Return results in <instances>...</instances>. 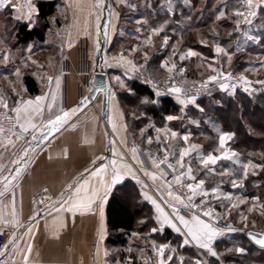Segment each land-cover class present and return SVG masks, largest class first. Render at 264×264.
I'll list each match as a JSON object with an SVG mask.
<instances>
[{
    "label": "crops",
    "instance_id": "obj_1",
    "mask_svg": "<svg viewBox=\"0 0 264 264\" xmlns=\"http://www.w3.org/2000/svg\"><path fill=\"white\" fill-rule=\"evenodd\" d=\"M34 1L31 6L35 8ZM96 2L97 0H59L55 15L59 19L57 15L61 13L65 18L64 22L57 20L59 25L51 27L49 36L53 38L52 41L48 39L44 43H38L44 47V51L48 53L56 51L58 54L54 59L52 70L50 67L44 68L43 77L34 74L40 84L38 94H28L23 83L24 73L19 77V92L16 87L14 88L13 83L2 82L0 84L12 93L11 102L7 101L12 108L20 106L25 100H35L37 96L46 97L41 104V112L38 113L29 108L27 115L31 117V123L36 127H28L26 132H32L34 136H37L46 128L49 120L78 103L86 95L91 85L90 78L93 76L97 52L99 27V19L97 18L100 8H96ZM114 2L115 0H112L113 7L115 6ZM12 5L21 21L30 22L31 19L27 18L29 6H23L20 0H12ZM35 15L36 9L31 18ZM160 29L159 34L165 30V28ZM163 38V41L167 39V37ZM49 64L46 63V65ZM106 67L109 81V75L113 70H116L117 73L121 71L125 76H128L136 68V63L130 55L124 54L111 58L109 63L106 62ZM49 77H52L51 83ZM57 78L60 81L58 88L56 86ZM14 91H16L15 94H13ZM53 95L56 97L55 100L52 99ZM0 99L2 98L0 97ZM177 102L180 104L178 100ZM101 103L100 95L92 105L81 113L70 116L54 136L35 149L26 159L24 168L8 184L7 190H5L4 184L0 183V192L4 193L3 196H0V229L4 226L16 228L13 233L16 240L6 250L3 256L4 264H24L25 255L28 257L27 264H107L108 259L114 264L106 245L108 236L107 205L114 187L129 178L137 181L141 200L152 206L158 232H163L169 228L179 236L180 248L176 244H161L168 246L165 248L163 257L166 264H181V258H183V264H196L197 261L200 264H223L219 261V254L216 249L217 241L230 233L239 231V229L234 227V230L217 236L213 240L212 248L217 253V256L213 257L207 250L196 245L194 241L190 240L189 244L183 245V240L187 237L176 232L167 224L161 228L163 217H160L155 205L145 198V193L155 199L170 216L172 215V207L169 206L168 202L175 205L179 213L184 215L186 219H190L191 216L184 212L183 205L178 204L170 197H166V206L163 205L150 190L149 185L156 187L162 179L158 178L153 181L143 171H140V164L137 160H133L131 148L136 147L138 149V160L144 161V168L148 171L155 172L159 176L162 170L153 166L150 168L147 165L148 162L140 154L139 146L128 144L126 119L120 100L110 91L108 112L110 139L107 136L105 123L101 116ZM49 104L52 105L51 108L48 107ZM14 115L16 118L15 112ZM25 117L26 114L22 113L19 125L27 123ZM109 140L111 148L109 155L104 159ZM32 141L33 139L17 153H12L14 141L7 140L0 134V148H5V151L0 155V180L4 176H8L12 167L16 165L15 161L25 155V151ZM114 151L115 156L113 155ZM121 156L124 158L123 163L131 165L132 171L129 173L126 169L120 170L122 179L112 186L107 200L102 205V214L99 199L93 205V211L84 214L77 212L73 216L70 212H58L56 210L60 207L56 201L61 199L60 194L65 192L69 184H73L77 180L83 183V180L87 179L90 188H99L100 178L92 177L91 171L97 166L108 164L112 159L121 163ZM94 160L95 164H93ZM104 179L106 184L110 183L111 175H105ZM44 187L50 188L56 199L51 205L35 210L30 204V197ZM203 188L208 191L205 183ZM63 198H67L66 192ZM13 212H15V216H13ZM201 219L208 223L204 218ZM4 221L16 222L5 223ZM174 222L181 228L182 232H186L178 221ZM29 227L32 228L31 233H28ZM249 230L251 229L246 230V234ZM29 244L32 246L31 252L27 251ZM161 245L156 246L155 249L158 250ZM184 247L188 251L192 249L194 254L190 255L188 251L184 250ZM156 250L154 253L157 252ZM168 256H172L173 260L167 261Z\"/></svg>",
    "mask_w": 264,
    "mask_h": 264
},
{
    "label": "trees",
    "instance_id": "obj_2",
    "mask_svg": "<svg viewBox=\"0 0 264 264\" xmlns=\"http://www.w3.org/2000/svg\"><path fill=\"white\" fill-rule=\"evenodd\" d=\"M34 1V0H33ZM32 1V3H33ZM112 1V0H111ZM133 1V0H132ZM144 2L147 7L142 14L154 24V27L162 23H166L171 17L169 26L165 28L157 36L154 43V49L149 58L140 57L138 64L142 61H147L149 69L156 76L164 77L168 74V68L171 65H183L187 70L181 75L182 78L191 81L200 79L199 70L195 65V60L190 59L180 60V53H174L172 46L177 39L181 38L180 49L185 48L197 49V34L210 39L206 36V28L212 30L227 31L228 39H238L240 37V26L236 24L239 16L234 13L240 8L239 0H224L223 16L228 18L219 23L220 30L213 27L214 18L209 13V5L212 0H189L195 8L200 1L205 2L201 12L207 14V21L197 20L196 22L188 23V25H176L179 13L174 12L170 15L168 4L174 3L176 9L184 10L182 0H136ZM36 15L34 16L41 23L33 24L30 27L29 22L15 21L13 35L16 39L17 46H26L29 43H44L49 39V32L52 29L50 18L53 17L58 9L59 0H35ZM220 6V7H222ZM219 7V9H220ZM125 10V8H123ZM140 11V9H138ZM218 10V8H217ZM198 17V16H197ZM239 22V21H238ZM160 23V24H159ZM59 25V21H56ZM174 26V28L172 27ZM246 27L243 30L247 29ZM251 27L254 35L264 33V11L260 20L252 24ZM223 29V30H222ZM175 30V31H174ZM204 31V33H202ZM163 37H167V44L163 42ZM215 39V38H212ZM217 41V40H216ZM226 42V41H225ZM165 44V46L163 45ZM224 43V42H223ZM148 46L146 49H150ZM254 45L246 48V51L252 50ZM112 50V49H111ZM110 50V51H111ZM236 48H230L229 51H235ZM246 53L236 51L232 62L229 65V70L239 72L246 66ZM182 61V62H180ZM129 89L126 92L120 93V99L124 106V115L126 119V134L129 145H138L146 150H154L158 154L164 155L165 149L174 154L170 157V162L176 164L178 158L177 152L170 150L183 147L182 143L173 141L172 145L158 144L155 140L154 132L145 126L153 121L157 127L166 126L168 116H176L180 113L179 103L168 96L156 95L148 86L141 83L135 77L129 78ZM23 83L28 94L36 95L40 92V84L37 77L32 72L25 71L23 74ZM12 93L5 87L0 85V97L6 102H11ZM145 101H148L147 103ZM198 105L209 113L208 119L215 122L218 131L214 128L205 126L201 131L197 130L192 133L191 138L193 143L198 144L200 153L204 156L208 154L218 155L221 151L219 146V138L227 133L231 134V139L226 141L227 146L233 153L234 157L240 161L248 160L249 162L259 165L262 169L259 173V182L255 186L246 180L244 186L248 190L244 196H258L264 199V88L254 94V96L246 95L238 90L234 95L224 96L220 92H214L198 98ZM193 114H187L191 119L198 113L197 110H191ZM195 115V116H193ZM194 117V118H193ZM172 128L176 130V126ZM200 133L198 136H196ZM152 139V143L147 142L148 138ZM198 137V138H197ZM196 138V140L194 139ZM217 148L219 150L217 151ZM199 152V150H198ZM198 159L196 160L197 163ZM199 164V163H198ZM213 168L206 169L198 175V180H211L215 172H211ZM214 170H217L215 167ZM254 185V184H253ZM206 189L210 188V184L205 182ZM216 206L226 218V209L221 206V202L216 200ZM234 218L233 214H230ZM107 224L108 236L106 245L109 249V254L114 264H144V261L154 254L153 245L158 246L164 243L176 244L179 248L181 243L179 236L166 228L163 232H157L151 237V246L141 248L132 244L134 233L138 234L149 228H155L156 222L152 206L141 200L140 189L135 179H126L122 184L116 185L111 193L107 205ZM131 249V251H129ZM216 249L219 254V261L223 264H264V248L254 244L247 236L246 231H236L230 233L217 241ZM243 249L244 251H238ZM185 251H188L184 247ZM144 251V252H143ZM190 255L194 254L193 250L189 249Z\"/></svg>",
    "mask_w": 264,
    "mask_h": 264
},
{
    "label": "rangeland",
    "instance_id": "obj_3",
    "mask_svg": "<svg viewBox=\"0 0 264 264\" xmlns=\"http://www.w3.org/2000/svg\"><path fill=\"white\" fill-rule=\"evenodd\" d=\"M182 1L185 8L184 10L176 9L174 3L168 4L170 15H172L174 12L179 13L178 19L177 21H175L178 22L176 23V25H188V23L194 21L196 22L197 20L207 21L205 17L207 14L201 12V9L205 6L204 1H200V3L195 6V8L192 7L191 9L190 7L192 6V3L189 0ZM211 2L213 3L208 7L210 9L209 13L211 15L213 14V27L215 28L217 26L216 28L220 30V27L218 26L219 23L222 20L228 19L226 18V16L220 15V13L223 12V9L225 8V5L222 6L223 2L225 1L212 0ZM114 5L115 6H112L110 12L109 42L107 46L106 62L109 63L111 58L113 57L128 54L135 61L137 68L139 66L138 59L140 57H150L154 49V43L157 40L159 31L161 30L160 28H166L167 26H169L171 17L168 18L166 23H159L160 25H158L157 28L154 27V24H152L151 21L145 18V16L142 14L143 10L147 7L144 2H139L136 0H133L131 2L130 0H115ZM123 8H125V10H123ZM138 9H140V11ZM239 9L241 10V6ZM260 11L261 17L262 12L264 11V7L261 8ZM17 15L18 13L15 12L13 6L0 8V84L2 82H9V84L13 83L12 85H14V88L16 87L19 92V77L22 73L27 71L32 72L35 75L39 74V76L43 77L44 68L50 67L52 70L54 66L53 62H55L54 59H56L58 54L56 51H50L49 53L44 51V47H41V45H39L38 43H31L26 46L15 45L16 39L13 35V28L15 26V21L21 20L16 19ZM57 16L59 17V19H57L56 15L50 18V24L52 27L56 25L57 20H60L62 23L64 22L65 18L63 15H61V13ZM100 19L101 13L99 12V24ZM39 23L41 22L35 17L31 18L29 22V24L32 25ZM236 24L239 26L240 23L236 21ZM248 26L250 25H247V27L244 26L247 28L246 30H243L244 27L240 26V37L238 39H231V41L228 39L227 31H224L222 29L223 33H221L220 35V31H218L217 33V31L212 30L211 28H206L205 34L206 36H210V39H207V37L201 36V33H198L197 49L185 48L181 51L179 49L182 39H177V41L174 42L172 46V50L174 49L175 54L180 53V57L182 55L186 56L183 61H189L192 58L193 60H195V65L199 70L200 79L193 82L191 80L182 78L181 75L187 70V68L182 64H174L175 68H173L171 72L168 71V74L166 76L157 77L164 79L168 75L175 73L185 82L190 84L198 85L209 82L210 91L207 94L220 92L224 96H231L234 95L238 90H240L246 95L254 96V94L264 88V83H260V81H264V33L254 35L251 27ZM172 27L174 28V26ZM202 33H204V31H202ZM52 39L53 38L49 36V40L52 41ZM164 43L163 45L165 46ZM150 45V49L147 50L146 48ZM252 45H254L252 50H245ZM217 46L222 48L224 51L221 53H217L215 51ZM233 46L236 48V50L232 51L231 54V51L229 50L230 48H233ZM190 50L196 52L198 55L187 57L186 54ZM236 51H241L242 53L247 52L245 59L246 66L239 72H232L231 70H229V65L232 62V58ZM5 54H7L8 56L7 61L3 59V56ZM47 62L48 64H51L46 65ZM142 62L147 61L144 60ZM136 68L128 76H125L123 73H121V71H118L117 73L116 70H113L109 75L110 91H112V93L115 94L118 100H120L123 109L124 106L119 95L121 92H126L127 89H129L128 81L129 78L133 77V73ZM17 72H19V75H17ZM221 72L225 74L231 73V77L228 80H225L224 77L220 75ZM211 76H217V80H209V77ZM241 76H244L246 78V80L248 81L247 84L239 79V77ZM2 79L4 81H1ZM222 83H227L229 87L227 89H222L220 87ZM245 89H247V91ZM15 92L16 91H14L13 94H15ZM196 100L197 99H188L185 101L192 102H186L184 104L180 103V113L176 116H173L176 117V119H173L171 121L167 119L166 126L157 127L153 123V121H151L145 126V129L150 128L153 130L155 136L154 138L157 142V137H159L158 144L160 145L165 144L166 142L167 144L169 143V145H172L173 141L178 140V142L182 143L183 147H190L191 145L198 146V144L193 143L191 140V138L193 137L192 133L197 130L201 131L205 126L214 128L215 131H218V127L216 126L215 122H212L208 119V115L210 114L204 112V110L198 105ZM8 106L12 109V106ZM192 109L198 111V113L195 114L196 116L193 115L198 118L195 119L193 117L194 119H191L187 115L193 114V112L191 111ZM173 125L176 126V130L172 128ZM157 129H161L162 131L158 132ZM172 131H175L178 134L174 139L171 138ZM199 134L200 133H198L196 136H198ZM184 135L189 136L188 142H184L181 139V137ZM194 139L196 140V138ZM181 148H172L170 150L177 152L178 156L179 150ZM220 149L221 151L218 152V157H222L227 153L229 154L230 158L218 159L215 165H211L210 168H213L211 172H215V175L211 180L205 181L207 184H210V188L208 189V196L213 197L215 201L218 200V202H221V206H223L227 210V213L225 214L226 219L232 222L234 224V227L238 228L240 231H246L247 229L264 231V199L262 200L261 198H258V196H244L245 192H248L250 190V188H248V190L246 189V187L244 186V182L248 180L252 187L255 186V184H257L259 180H261L259 179V173L262 168L259 165H255L254 163L249 162L248 160L240 161L236 159L233 155H231L233 151H231L227 146ZM160 150L164 149L162 148ZM198 150L192 153L191 156L185 158V165H187L189 162L195 164L196 166L202 165L198 161L196 163V160H199V157L204 156L202 153H200V147H198ZM218 150L219 148H217V151ZM168 155L170 159V157L174 154L168 151ZM174 165L178 166L176 164ZM215 167L217 168V170H214ZM245 172H247V175H245ZM213 189H215V192L212 191ZM230 214H233L234 218H232ZM244 217H246V219H244ZM152 229L154 228H149L134 235V237L132 238V244H135V246L137 245L143 249L147 246H151L149 245L151 244V237L158 232H153ZM150 258L145 260V264L146 261Z\"/></svg>",
    "mask_w": 264,
    "mask_h": 264
},
{
    "label": "snow or ice",
    "instance_id": "obj_4",
    "mask_svg": "<svg viewBox=\"0 0 264 264\" xmlns=\"http://www.w3.org/2000/svg\"><path fill=\"white\" fill-rule=\"evenodd\" d=\"M241 5L245 10H240L238 9L234 14L236 16L239 17H244L245 18V22L247 23H251V20L248 19V17H254L256 15V12L254 11V9L256 8H261L264 7V0H241ZM12 0H0V8L3 7H12ZM103 6V0H97L96 2V8H102ZM33 11H35V8L33 6H31V4H29V11L27 13V18L31 19L32 13ZM221 16L224 15L223 12L220 13ZM16 19H20L19 16L16 17ZM99 19V17L97 18ZM165 44H167V39H165ZM215 51L217 53H221L224 50L222 48H220L219 46L216 47ZM187 57H191V56H196L198 55L196 52L193 51H189L187 54ZM186 56L182 55L180 57L181 60L185 59ZM3 59L5 61L8 60V56L7 54H5L3 56ZM230 59V57H229ZM173 68H175V65L173 64L172 67L168 68V71L171 72L173 70ZM182 71V70H181ZM215 71V69H214ZM17 75H19V72H17ZM220 75H222L224 77L225 80H228L231 77V73H223L221 72ZM49 82L51 83L52 77H49ZM239 79L241 81H244L245 84L248 83V81L246 80V78L244 76L239 77ZM209 80L211 81H215L217 80V76H211L209 77ZM59 78L56 79V86L57 88L59 87ZM260 83H264V81H260ZM220 87L222 89H227L229 87V85L227 83H222L220 85ZM247 91V89H245ZM171 91L177 94V100L181 103L184 104L186 102H192V101H185L184 99L180 98V93H182V89L180 87H172ZM55 95L52 96V99L55 100ZM46 99L45 96H37L35 98V100L29 99V100H25L22 102V104L18 107H14L11 109V111L16 113V122L19 123L20 119H21V114L24 113L26 114V124H20V127L23 131H28V127H32L35 128L36 125L31 123V117L29 115H27L29 108H31L33 111L36 112H41L42 108H41V104L42 102ZM88 98L85 97L83 101H81V103H84ZM146 103L148 101H145ZM0 104L3 105L4 108H8V103L3 100L0 99ZM49 108L52 107L51 104L48 105ZM77 111V108H73L70 111H64L62 115H56L55 119L49 120L48 121V125L51 128H54L56 130H59L60 127L63 126L64 123L67 122V120L70 118L71 115H74ZM167 119L169 121L176 119V117L173 116H168ZM0 131H3L2 128H0ZM158 132L162 131L161 129H157ZM177 132L172 131L171 132V138H176L177 137ZM37 139L36 136H33V140ZM181 139L184 142H188L189 141V136L188 135H184L181 137ZM231 139V134H223L220 136L219 138V146L220 148H224L225 147V143L227 140ZM11 142V141H10ZM147 142L149 144H151L153 141L152 139L149 137ZM157 143H159V137H157ZM198 150V146L197 145H191L190 147H182L179 150L178 153V158L176 160V165L179 166V169H181V171H179L178 175H175L173 177V181L177 186L180 187H186L189 191V195H187V197H182L179 194H175L173 191H171L172 187H173V182H169L167 180L164 181L165 186L169 189L167 195L168 197H170L172 200L176 201L178 204L183 205L185 208L188 209H193V208H197L199 207V205H194L192 204V201L194 199V197L196 195H201V196H208L209 192L207 190H204L203 186H204V180H199L196 181V176L193 174V168H192V164L189 162L187 164V166L185 165V158L189 157L192 155V153L196 152ZM165 151V155H164V159L163 160H158L155 157L151 158V163L152 166L159 169L160 166L162 164H166L168 162L169 159V155H168V150L167 147H165L164 149ZM131 152L133 154V160H137V162L140 164V171H143L145 175L149 176L153 181L159 179H163L164 176L167 175V173H161L159 176L157 175V173L155 172H150L148 171L146 168H144V161L143 160H138L137 157V152L138 149L136 147L131 148ZM113 155L115 156L116 153L115 151L113 152ZM231 155H235V153H232ZM25 156H27V151H25ZM230 156L229 154H225L222 157H218L214 154H208L206 156H201L199 157L198 162L200 164H202L205 168H207L209 165H215L218 159H229ZM23 159V157L21 159H18L15 161V163L17 165H19L21 163V160ZM102 159V158H100ZM123 156L120 157V161L121 163H118V161L116 159H112L109 161L108 164H104V165H100L97 166L94 170L91 171L90 175L92 177H99V184L100 187H89V181L87 179L83 180V183H81L79 180L75 181L73 184H69L67 189L65 190V192L67 193V198H63L65 196V192H62L60 194L61 199H58L56 201V203H58L60 205L59 208H57L56 210L59 211H67L70 212L73 216L76 215L77 212H80L81 214H84L86 212H91L93 211V205L96 203L97 199L100 200V204H101V214L103 211L102 205L103 203L107 200V196L109 194V192L111 191L112 186H114L115 184H117L121 179H122V175H121V169H126L129 173L132 171V167L131 165L127 164V163H123ZM93 164H95V160L93 161ZM167 167L169 169H172L173 172L177 171V168L174 167L173 164L171 163H167ZM21 169L17 168L16 169V175L18 176L20 173ZM87 171V169H86ZM111 175V182L106 184L105 182V175ZM245 175H247V172H245ZM16 177H9V176H4L2 180H0V183H3L5 186V190H7L8 184L11 183V181L13 179H15ZM81 179H83V177H81ZM187 179L190 181H195V183H183V181ZM139 182V181H138ZM213 192H215V189L212 190ZM103 193V194H101ZM4 193L0 192V196H3ZM145 198L150 200L151 203L153 205H155L156 207V211L160 214V217H163V221L161 223V228H163L164 224H167L168 226H170L171 228H173L176 232L181 233V235H185L187 238H185L183 240V245H187L190 243L191 241H194L196 243V245H198L201 249H205L207 250L208 253L211 254V256L215 257L217 256V253L213 250L212 248V242L213 240L220 235V231L215 229L211 224L206 223L203 219H201L200 215L197 214H192L190 219H186L184 215H181L179 213V210L175 207V205L169 203V206L172 207V215L170 216L168 213H166L164 211V209L161 207V205L159 203H157V201L155 199H153L151 196H148L147 193H145ZM185 200H187V203L185 202ZM41 203H43V201H41ZM206 203L205 201H201V204ZM251 211V209H250ZM203 216H211L212 212L211 210H206L203 211ZM13 216H15V212H13ZM32 219H35V217H32ZM159 219V217H158ZM244 219H246V217H244ZM174 221H178L180 225L183 226V229L186 230V232H182L181 228L177 226V224ZM5 223H15L16 221H4ZM32 228L29 227L28 228V233H31ZM153 232L158 231V229H152ZM133 235H136L135 233ZM251 239L255 242V244L259 245L261 248H264V235L261 234H249ZM190 238V239H189ZM16 240V236L13 235V237L11 239H9L7 241V243H5L3 245V250H0V257L5 255L6 250L9 248V245H11L14 241ZM168 247L167 245H161L159 247L158 250L155 249V245H153L154 250L157 251V254L159 257H161V259L158 261V264H166L165 260H164V251L165 248ZM31 248L32 246L29 244L27 251L31 252ZM129 251H131V249H129ZM172 251H175V249H172ZM238 251L243 252V249H238ZM173 257L172 256H168L167 257V261H172ZM28 261V257L27 255L24 256V264H27ZM0 264H4L3 260H0ZM181 264H183V258H181ZM196 264H200L199 261L196 262Z\"/></svg>",
    "mask_w": 264,
    "mask_h": 264
},
{
    "label": "built area",
    "instance_id": "obj_5",
    "mask_svg": "<svg viewBox=\"0 0 264 264\" xmlns=\"http://www.w3.org/2000/svg\"><path fill=\"white\" fill-rule=\"evenodd\" d=\"M21 4L23 6H29V4H32L33 0H20ZM241 10H245L241 5V0H239ZM263 8V7H261ZM256 8L254 11L256 12V15L254 17H248V19L251 20V23L245 22L244 17H239L238 21L242 25H251L259 21L260 19V9ZM19 11V10H18ZM92 77L90 78V82H92ZM133 77H135L137 80H139L141 83L148 86L156 95L158 96H168L172 98L173 100L177 101V94L171 91L172 87H180L183 91L180 93V98L184 100L188 99H198L201 98L210 91V83L205 82L203 84H190L185 82L183 79H181L179 76H177L175 73H172L168 75L166 78L161 79L154 75L148 66L147 62H142L139 64V66L136 68V70L133 73ZM0 128L3 129V131H0V134L7 140L14 141L13 147L11 149L12 153H17L20 149H22L28 142H30L33 139L34 134L32 132H24L20 125L16 122V118L14 115V112L11 111V108L8 106V108H4L2 105H0ZM5 151L4 147L0 148V155ZM140 154L145 158V160L148 162V166L151 168L152 163L151 158L155 157L158 160H163L164 156L159 155L154 150H146L141 147H139ZM167 163H171L168 159ZM166 164H162L160 166V169L163 173H167L166 176L163 177V179L157 184L156 187L150 186L149 188L152 191V193L157 197V199L165 205L166 197H168L167 193L169 189L165 186L164 181L167 180L169 182H173V187L171 191H173L175 194H179L182 197H187L189 195V191L186 187H180L177 186L174 181L173 177L175 175L179 174L178 166H175L177 168L176 172H173L172 169H169ZM192 164V163H191ZM187 166V165H186ZM211 165H209L207 168H205L203 165L196 166L195 164H192L193 168V174L196 176V181H198V175L204 172L206 169H209ZM183 183H195V181H190L185 179ZM55 196L48 187L41 188L37 192H35L30 197V204L35 210H40L46 206L51 205L55 201ZM205 201L206 203L201 204V201ZM43 201V203H41ZM187 203V200H185ZM192 204L199 205L197 208L188 209L183 208L184 212L191 216L192 214L200 215L201 218H204L207 220L209 224H211L215 229L220 231L221 236L229 231L234 230L233 224L227 220L220 210L216 206V201L211 196H201L196 195L192 201ZM166 206V205H165ZM211 210L212 215L211 216H203V211ZM16 230L15 227L12 226H4L0 229V250H3V245L7 243V241L11 238L14 231ZM264 232V231H263ZM0 260H3V256L0 257ZM160 260V257L158 256L157 252L153 254V256L146 261V264H158V261ZM107 264H112L111 261L108 259Z\"/></svg>",
    "mask_w": 264,
    "mask_h": 264
},
{
    "label": "water",
    "instance_id": "obj_6",
    "mask_svg": "<svg viewBox=\"0 0 264 264\" xmlns=\"http://www.w3.org/2000/svg\"><path fill=\"white\" fill-rule=\"evenodd\" d=\"M111 9H112V1L103 0V6L102 8H100L101 19H100V24L98 27L97 52L95 56V68L93 72L91 85L86 95H84L78 103L64 110V111H70L73 108H77V111L74 114V115H77L81 113L83 110H85L88 106L92 105L97 100V98L101 95V98H102L101 116L105 123V128H106L107 136L109 139L111 136L109 128H108L110 86H109V81H108V69L106 67V55H107V46L109 42ZM85 97H87L88 99L84 103H81V101H83ZM63 112H61L58 115H62ZM74 115H71V116H74ZM52 119H55V117ZM47 125L44 130H42L41 132L37 134L36 136L37 139L33 140L31 144L29 145L27 149V156L24 155L23 159L21 160V163L19 165L16 164L12 167L11 172L8 174L9 177H13L16 175L17 168H20L22 170L24 168V163L26 159H28V157L34 152V150L37 149L43 143L47 142L52 136H54L58 132V130L51 128ZM110 148H111V143L109 140L104 159H106L107 156L109 155ZM249 234L264 235V232L258 231V230H249L247 232L248 238L255 244V242L251 239Z\"/></svg>",
    "mask_w": 264,
    "mask_h": 264
}]
</instances>
